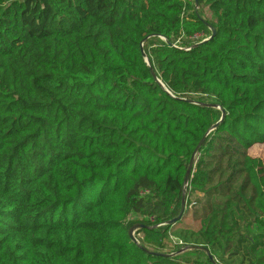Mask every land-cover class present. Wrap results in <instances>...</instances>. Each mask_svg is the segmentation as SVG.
Wrapping results in <instances>:
<instances>
[{"label": "trees", "instance_id": "obj_1", "mask_svg": "<svg viewBox=\"0 0 264 264\" xmlns=\"http://www.w3.org/2000/svg\"><path fill=\"white\" fill-rule=\"evenodd\" d=\"M257 145L264 0H0V264H264Z\"/></svg>", "mask_w": 264, "mask_h": 264}, {"label": "water", "instance_id": "obj_2", "mask_svg": "<svg viewBox=\"0 0 264 264\" xmlns=\"http://www.w3.org/2000/svg\"><path fill=\"white\" fill-rule=\"evenodd\" d=\"M196 3H197V0H196ZM211 29H212V35H211V37H212V36L215 34L216 30H215V28H213V27H211ZM211 37H210V38H211ZM146 39H147V38H146ZM146 39H144V41H145ZM206 40H208V38H205V39H203L202 41H199L198 43H195L194 45H198V44H200V43H202V42H205ZM144 41H143V42H144ZM141 50H142L143 54L145 55V52H144V49H143V44H141ZM146 62L149 63L147 57H146ZM153 74L155 75L154 71H153ZM155 78H156L158 81H160V80L157 78L156 75H155ZM217 107H218V106H217ZM222 112H223V116H224V115H225V111L223 110ZM201 142H202V141H201ZM201 142H200V143L198 144V146L195 148V150H194V152H193V154H192V156H191V158H190V161H189V164H188L187 170H186L185 179H184V190H183V195H182V206H181V211H180V213H179V215H178L177 217L170 219L166 224H174L175 222H177L178 220H180V218H181V216H182V214H183V212H184V210H185V207H186V194H185V192H186V188H187V186H188V184H189V179H190V176H191V172H192V170H193V167H194V164H195V160H196V155H197L198 150H199V148H200V146H201ZM135 226L142 227V226H144V225H142V224H137V225H135ZM135 226H134L133 228H135ZM132 230H133V229H130V230H129V235L132 237V239H135V240H136V238H135L134 235H133ZM181 251H182V250H181ZM209 255H210V259H211V261H214L213 256H212L211 254H209Z\"/></svg>", "mask_w": 264, "mask_h": 264}, {"label": "rangeland", "instance_id": "obj_3", "mask_svg": "<svg viewBox=\"0 0 264 264\" xmlns=\"http://www.w3.org/2000/svg\"><path fill=\"white\" fill-rule=\"evenodd\" d=\"M255 156H257V157H260V158H262L263 159V161H264V145H257V146H254L251 150H250ZM139 218H141V216L139 215V214H136V213H134V214H132L131 215V217H130V219L131 220H135V219H139ZM186 223H188V221H185ZM135 225H137V223L136 224H134L130 229H133L132 230V232H133V235H134V237H136V238H138L139 240H141V237L143 236V233H141L139 230H140V227L139 226H135ZM135 226V228H133ZM174 247L172 246V249H173ZM183 250H188V249H190V248H182ZM175 253V252H174ZM189 253V252H188ZM188 253L187 254H185V255H187V256H190V254L188 255ZM192 256V255H191Z\"/></svg>", "mask_w": 264, "mask_h": 264}, {"label": "crops", "instance_id": "obj_4", "mask_svg": "<svg viewBox=\"0 0 264 264\" xmlns=\"http://www.w3.org/2000/svg\"><path fill=\"white\" fill-rule=\"evenodd\" d=\"M185 250L180 251V253H183ZM191 255H195V253L191 252Z\"/></svg>", "mask_w": 264, "mask_h": 264}, {"label": "built area", "instance_id": "obj_5", "mask_svg": "<svg viewBox=\"0 0 264 264\" xmlns=\"http://www.w3.org/2000/svg\"><path fill=\"white\" fill-rule=\"evenodd\" d=\"M174 242H175V240H174ZM181 243V242H180Z\"/></svg>", "mask_w": 264, "mask_h": 264}]
</instances>
